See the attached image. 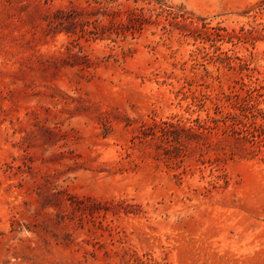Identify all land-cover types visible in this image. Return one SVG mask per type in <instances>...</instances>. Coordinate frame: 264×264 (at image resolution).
<instances>
[{"label":"rangeland","instance_id":"rangeland-1","mask_svg":"<svg viewBox=\"0 0 264 264\" xmlns=\"http://www.w3.org/2000/svg\"><path fill=\"white\" fill-rule=\"evenodd\" d=\"M260 93L264 0H0V264H264Z\"/></svg>","mask_w":264,"mask_h":264},{"label":"trees","instance_id":"trees-1","mask_svg":"<svg viewBox=\"0 0 264 264\" xmlns=\"http://www.w3.org/2000/svg\"><path fill=\"white\" fill-rule=\"evenodd\" d=\"M261 95H264V93H260ZM251 96L248 99H245L246 103L238 109L240 111L236 110H230L227 108L226 110L222 109V106L220 103H215V109H216V115H208L205 119L200 120L199 118H196L195 121L198 122V126L204 127L205 125H209L210 122H216L218 120H222L225 123L229 122L230 120L233 121L236 125L243 122L240 121L241 118H246L247 122L252 124H257L259 126L264 127V123L259 121V114L264 115V110L260 107H258V104L255 103L253 100L251 101ZM259 121V122H258ZM194 128V127H192Z\"/></svg>","mask_w":264,"mask_h":264}]
</instances>
